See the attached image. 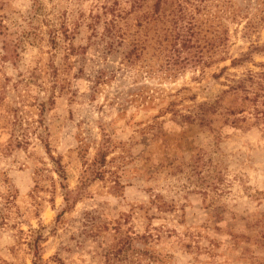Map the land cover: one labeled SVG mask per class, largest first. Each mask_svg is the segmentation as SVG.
Wrapping results in <instances>:
<instances>
[{
    "label": "rangeland",
    "instance_id": "374dc122",
    "mask_svg": "<svg viewBox=\"0 0 264 264\" xmlns=\"http://www.w3.org/2000/svg\"><path fill=\"white\" fill-rule=\"evenodd\" d=\"M0 26V264H264V0H0Z\"/></svg>",
    "mask_w": 264,
    "mask_h": 264
},
{
    "label": "trees",
    "instance_id": "16d2710c",
    "mask_svg": "<svg viewBox=\"0 0 264 264\" xmlns=\"http://www.w3.org/2000/svg\"><path fill=\"white\" fill-rule=\"evenodd\" d=\"M0 27H3V26H0ZM2 31V30H1ZM65 33V32H64ZM55 38V37H54ZM180 54H179V59H180ZM42 105L44 106V108H43V110L42 111H44L45 110V105H46V103H42ZM36 130H38V128L37 129H34L32 132L33 133H35L40 139H41V141H44L45 143H47L46 142V139H45V137H44V135H43V131H41L40 130V132H38V131H36ZM30 133V131H29V129H27V128H25V129H23L22 130V134H18V135H16V141H17V143H24V144H27L28 143V141H29V136H28V134ZM101 155L100 156H103L104 155V153H100ZM57 163H58V161H57ZM58 171H59V175L60 176H62L63 178H64V169H63V167L60 165V163H58ZM67 199V198H66ZM143 237H145V236H143ZM137 239H139L138 237H132V238H130L129 240H127V242H126V240H125V242L123 243V245H125V246H123L122 248L120 247L117 251H116V253H115V255H121V254H125V251L129 248V246L127 245V243H130V247H131V251H132V253H130V255H132V254H134V253H137L136 254V256L137 257H139L140 256V254L141 255H144L143 253H142V251H141V248H139L138 246H134L133 245V243H134V240H137ZM133 249V250H132ZM148 249V248H147ZM149 250V249H148ZM35 252V256L38 258V259H40V253H39V250L37 249V250H35L34 251ZM152 253H155V252H152ZM109 255H111L110 253H109ZM123 256V255H122ZM121 256V257H122ZM154 256V255H153ZM111 256H109L108 257V260H107V264H114V262H110V258ZM154 258L157 260V261H160L161 263H164L163 262V260L161 261V260H159V258H157L156 256H154ZM161 263H159V264H161Z\"/></svg>",
    "mask_w": 264,
    "mask_h": 264
}]
</instances>
